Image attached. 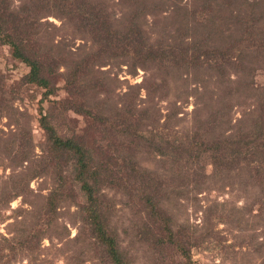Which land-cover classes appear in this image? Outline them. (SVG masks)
Returning <instances> with one entry per match:
<instances>
[{"label":"rangeland","instance_id":"1","mask_svg":"<svg viewBox=\"0 0 264 264\" xmlns=\"http://www.w3.org/2000/svg\"><path fill=\"white\" fill-rule=\"evenodd\" d=\"M258 1L245 3L258 16L253 35L248 11L212 19L199 5L191 26L166 0L63 1L70 15L52 1L23 41L45 87L24 80L29 66L0 39V264H111L72 159L49 149L43 117L85 147L98 172L87 180L96 216L128 264H264ZM130 29L131 42L113 43V31Z\"/></svg>","mask_w":264,"mask_h":264},{"label":"trees","instance_id":"2","mask_svg":"<svg viewBox=\"0 0 264 264\" xmlns=\"http://www.w3.org/2000/svg\"><path fill=\"white\" fill-rule=\"evenodd\" d=\"M24 0L19 6L16 5V8H13L14 5L12 3L9 4L6 0H0V39L4 41V43L9 44L12 47L13 55L16 58L21 59L29 66L28 73L24 76V80L29 83H36L40 86H48L50 85V79L44 74V70L42 67V61L40 58L34 55H28L24 51V45L23 41L25 40L24 37L30 33H35V31H32V28H35L37 26L36 20H39L42 16H37L39 13V10L47 9L49 7V3L52 4V1L55 3L54 6L59 7L65 6V9H62V15H70L73 13V11L69 10V8L64 4L63 1L67 0ZM146 2V0H140ZM168 2H165L164 5L167 9V12L171 14H177V23L186 24V25H195L198 24L199 19L197 17L198 14L201 11H204V9L209 10L210 14H208L209 18H215V16H218L220 18L224 16H228L231 14H247L252 17V23L248 24L246 26L248 33L252 34L258 33V29L253 28V23L257 20L258 16H255V13L250 10L248 7H246L245 3L247 0H166ZM255 2H252V6L257 7L258 4H260V1L254 0ZM57 2V3H56ZM215 4V11L212 8V5ZM234 4L238 5V9L233 11L230 9V6ZM248 4H251V0H248ZM31 5V6H30ZM203 7L204 9L198 10V6ZM12 6V7H10ZM51 6V5H50ZM10 10H8V8ZM199 7V8H200ZM20 8V9H19ZM32 8V9H31ZM213 9V10H212ZM77 11V9H75ZM29 11L32 16L29 14ZM200 11V12H199ZM249 13H246V12ZM91 13V12H90ZM220 13V14H219ZM204 18V16H202ZM207 17V20H208ZM206 20V21H207ZM8 23V26H11V28L6 29V26H4V23ZM103 21L98 20L95 22L96 27L100 28ZM209 23V22H208ZM36 33L39 32L38 28H36ZM260 31L264 32V27L262 29H259ZM109 34V33H108ZM133 35V31L130 29L129 32L126 33H119L113 31V43L116 41L118 42H125L130 40V37ZM108 38V36H107ZM119 45V44H118ZM129 45V44H128ZM136 46L135 44H133ZM137 47V46H136ZM133 51H135L133 49ZM164 53L166 55L171 54L170 47L168 50H164ZM157 54V53H156ZM155 55V54H154ZM91 60V55H86L84 58H82L79 62H77L76 68H81L82 62H89ZM223 72L219 71V74L222 76ZM44 120H46L45 117H43ZM44 120H41V126L45 130L47 134V139L49 141V149L52 150L54 153L57 152L60 155V152L64 153L66 156H70L72 159L71 164L74 165L76 172L73 176V179L75 178L76 181L81 182V189L87 194V199L89 201V208H88V217L91 219L90 223L93 225V232L96 233L94 235V241L99 244V247L102 249V254L104 257H106L108 263L111 264H128L126 261L123 260L122 253L120 246L117 244L115 239H113V233H108L106 230L103 229L102 223L98 221V216H96L97 209L94 206L95 197L93 195L94 191V185L91 186L88 183V179H92L95 183L97 179L98 172L96 170L90 172L88 167V154L83 147V145L76 140L75 138H62L60 135H57L54 129L49 126ZM254 131H258L257 128H254ZM235 138V137H234ZM213 141V140H212ZM212 148V149H210ZM220 149V145L217 144L216 141L212 142V145H209V148L207 147L206 150H214ZM216 157V156H215ZM95 169V168H94ZM58 191L61 190V187H57ZM55 190V192H56ZM54 194V197H50L49 202H52V200L56 197ZM56 205V204H55ZM92 218H91V217ZM21 238V237H19Z\"/></svg>","mask_w":264,"mask_h":264}]
</instances>
